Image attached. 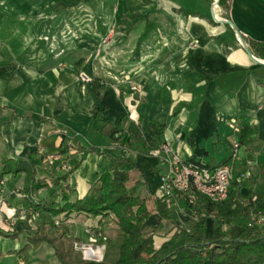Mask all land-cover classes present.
<instances>
[{
  "label": "crops",
  "instance_id": "0c3cea01",
  "mask_svg": "<svg viewBox=\"0 0 264 264\" xmlns=\"http://www.w3.org/2000/svg\"><path fill=\"white\" fill-rule=\"evenodd\" d=\"M212 1L0 0V164L23 158L35 171L32 184L23 173L3 177L0 264H23L24 256L14 252L35 235L44 240L29 252V264H60L50 244L55 238L64 244L70 239V245L88 241L84 230L98 226V218L75 214L55 227L56 217L37 211L59 202L66 183L56 182L69 169L71 202L83 198L109 157L126 158L143 174L148 191H156L165 169L159 157L113 148L100 133L106 124L120 122L139 142L154 139L149 124L163 127L171 152L209 167L227 160L238 144L234 173L251 174L241 192L264 197V66L237 39L248 49L249 41L264 42V0H228L220 15L233 29L213 19ZM128 15L145 19L126 32L122 21ZM112 26L119 35L103 43ZM228 28L235 40L225 37ZM126 78L138 87L135 103L119 93ZM242 118L251 130L245 143ZM180 211L181 218L190 216ZM158 223L154 234L170 224L153 214L144 228ZM106 226L107 243H116L114 253L105 254L112 264L120 233L115 224ZM165 240L157 243L154 236L157 247Z\"/></svg>",
  "mask_w": 264,
  "mask_h": 264
},
{
  "label": "trees",
  "instance_id": "16d2710c",
  "mask_svg": "<svg viewBox=\"0 0 264 264\" xmlns=\"http://www.w3.org/2000/svg\"><path fill=\"white\" fill-rule=\"evenodd\" d=\"M218 6L228 10V0H218ZM127 18L129 21H122L126 32L135 23L145 19L132 15ZM149 27L150 24H147L139 41L145 37ZM225 37L229 41L235 39L231 28L226 30ZM248 46L256 58L264 60V42L249 41ZM261 83L264 84V80ZM124 89L119 88L121 95ZM130 100L135 103L139 98L135 96ZM149 127L155 135L151 141H133L123 132L120 122L115 126L104 125L100 133L109 137L111 146L115 149L157 157L161 146L166 145L162 141L164 128L153 124H149ZM240 130V143H245L247 136L251 134L246 118L241 119ZM230 161L229 157L218 166ZM186 162L197 164L199 161L190 159ZM205 167L210 170L216 168L208 165ZM72 172L73 169L67 170L56 182L66 183L59 202L53 200L51 203L38 205L37 211H46L53 217L64 215V220L75 214L91 215L99 219L100 229L104 221L110 220L120 233L117 258L112 264H264V197L256 195L252 190L242 194L245 182L240 185L232 183L226 199L220 203H213L203 196L197 197L193 204H188L183 198L167 203L148 191L143 174L134 164L124 157H109L103 172L83 198L71 202L69 195L74 190L67 182ZM20 173L24 174L27 184L33 183L34 166L26 159H6L1 162L0 180L5 175ZM130 182L133 185L129 188ZM29 190L28 187L22 191L26 197ZM52 195L55 199L58 197L55 192ZM177 209L190 212L187 227L176 224L174 213ZM153 214L158 215L160 221L169 222L173 229L171 235L158 247L155 245L154 232L161 228V224L158 223L150 233L144 231L145 223ZM208 219L212 221L210 234H207ZM67 234L73 236V232ZM43 240L35 235L22 250L14 253L23 255V264H29V252L35 250ZM50 244L60 264H109L104 261L83 260L72 248H66L61 237L51 240Z\"/></svg>",
  "mask_w": 264,
  "mask_h": 264
},
{
  "label": "built area",
  "instance_id": "2783aa9c",
  "mask_svg": "<svg viewBox=\"0 0 264 264\" xmlns=\"http://www.w3.org/2000/svg\"><path fill=\"white\" fill-rule=\"evenodd\" d=\"M212 5L213 14L219 16L221 8L216 0L212 1ZM113 33V29L107 30L104 43ZM81 79L86 80L84 76H81ZM125 83L126 88L123 90L122 95L128 99L138 96L137 85L130 78H126ZM237 151L238 144H234L230 154L231 161L210 170L201 161L197 164L187 163L171 152L167 145H162L157 157H159L165 169L161 174L160 184L154 194L167 203L176 202L179 198H183L188 204H193L199 196H203L213 203L224 201L232 183L240 185L249 179L251 175L247 169L240 171L238 174L234 173L233 161L237 157ZM38 153L43 155L41 151H38ZM47 158L52 157L48 156ZM4 182L5 179H1L0 186ZM62 220H64V215L56 217L52 223L55 227H59ZM84 231L89 235L88 241L83 243L74 240L71 248L79 253L85 261L102 262L105 253V244H102V242L107 240L105 233L98 226H87Z\"/></svg>",
  "mask_w": 264,
  "mask_h": 264
},
{
  "label": "rangeland",
  "instance_id": "374dc122",
  "mask_svg": "<svg viewBox=\"0 0 264 264\" xmlns=\"http://www.w3.org/2000/svg\"><path fill=\"white\" fill-rule=\"evenodd\" d=\"M225 10L224 9H222L221 8V14H223V12H224ZM219 17L220 18H222V16L221 15H219ZM121 27V26H120ZM108 29H113L114 30V33L113 34H111L110 35V38L107 40V43H109L110 41H112V39L116 36V35H119V34H117V31L118 30H120V29H118L116 26H112V27H110V28H107L106 29V32H107V30ZM122 30V29H121ZM120 33H122V32H120ZM235 37V36H234ZM106 39V35H105V38L103 39V43H104V40ZM235 39H236V37H235ZM234 39V40H235ZM238 39V38H237ZM264 61V60H263ZM133 182H130L129 183V185H128V187L130 188L133 184H132ZM257 191L258 192H260V191H262V187L260 186L258 189H257ZM181 209H177L176 211H175V213H174V215L176 216V218H177V222H176V224H179V226H185V227H187L186 226V224L188 223V221H189V215L188 214H186V219H183V218H181L180 216L181 215H178L181 211H180ZM185 222V223H184ZM111 224H114V223H112L110 220H106L105 222H104V225H107L106 227H109ZM211 225H212V221L210 220V219H208L207 220V234H210V229H211ZM118 230V229H117ZM144 231H146V229L144 228ZM150 231L151 230H147V232L148 233H150ZM172 231H173V229H172V225L171 224H169V225H167L166 226V229L165 230H162V231H158V233L157 234H154V236H155V241L158 243V242H160V241H162L163 239H167L170 235H171V233H172ZM73 242V241H72ZM70 243H71V241H70V239H66V241H65V244H66V248H71V246L72 245H70ZM102 244H105V253H104V262L106 261V259H105V254L107 253H111V251H112V253H114V249H115V241L113 242V244H110V243H107V240L105 241V242H102ZM111 253V254H112Z\"/></svg>",
  "mask_w": 264,
  "mask_h": 264
},
{
  "label": "water",
  "instance_id": "95a60500",
  "mask_svg": "<svg viewBox=\"0 0 264 264\" xmlns=\"http://www.w3.org/2000/svg\"><path fill=\"white\" fill-rule=\"evenodd\" d=\"M216 3H218V0H216ZM212 17H213V19H214L217 23H220V24L225 23V24H227L228 26H230V27L233 29V25H232V23H231L230 21H227V20H224V19H220V20L216 19V17H215V15L213 14V12H212ZM238 41L240 42V44H241L242 47L244 48L245 53L248 55V57H249L251 60H253L255 63H257V64H259V65L264 66V61L255 58V57L251 54L250 50L247 48V46H246L244 40H243L241 37H238Z\"/></svg>",
  "mask_w": 264,
  "mask_h": 264
},
{
  "label": "bare ground",
  "instance_id": "6f19581e",
  "mask_svg": "<svg viewBox=\"0 0 264 264\" xmlns=\"http://www.w3.org/2000/svg\"><path fill=\"white\" fill-rule=\"evenodd\" d=\"M216 17V16H215ZM216 19H218L217 17H216ZM219 20V19H218Z\"/></svg>",
  "mask_w": 264,
  "mask_h": 264
}]
</instances>
